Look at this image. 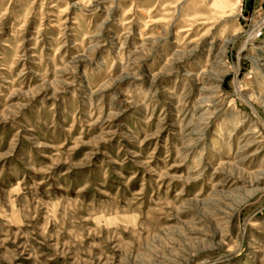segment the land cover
<instances>
[{
  "label": "rangeland",
  "instance_id": "1",
  "mask_svg": "<svg viewBox=\"0 0 264 264\" xmlns=\"http://www.w3.org/2000/svg\"><path fill=\"white\" fill-rule=\"evenodd\" d=\"M0 264H264V0H0Z\"/></svg>",
  "mask_w": 264,
  "mask_h": 264
}]
</instances>
